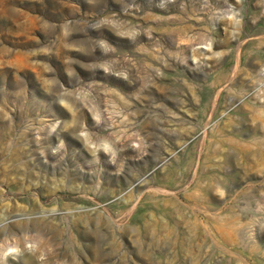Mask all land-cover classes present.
Here are the masks:
<instances>
[{
	"label": "rangeland",
	"instance_id": "1",
	"mask_svg": "<svg viewBox=\"0 0 264 264\" xmlns=\"http://www.w3.org/2000/svg\"><path fill=\"white\" fill-rule=\"evenodd\" d=\"M0 264H264V0H0Z\"/></svg>",
	"mask_w": 264,
	"mask_h": 264
},
{
	"label": "bare ground",
	"instance_id": "2",
	"mask_svg": "<svg viewBox=\"0 0 264 264\" xmlns=\"http://www.w3.org/2000/svg\"><path fill=\"white\" fill-rule=\"evenodd\" d=\"M160 124V123H159ZM102 153V152H101ZM238 157V156H237ZM239 158V157H238ZM166 159V158H165ZM158 161V160H157ZM160 162V161H159ZM129 177V176H128ZM96 213V212H95ZM101 214V213H100ZM102 219H104V218H102ZM99 221V220H98ZM104 222V221H103ZM100 224H102V222L100 223ZM108 224V223H107ZM105 227V226H104Z\"/></svg>",
	"mask_w": 264,
	"mask_h": 264
}]
</instances>
